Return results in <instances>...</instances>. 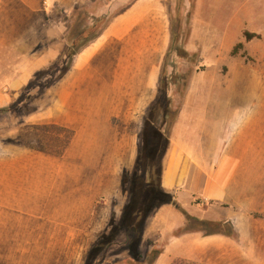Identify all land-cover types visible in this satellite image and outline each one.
<instances>
[{"label": "rangeland", "instance_id": "1", "mask_svg": "<svg viewBox=\"0 0 264 264\" xmlns=\"http://www.w3.org/2000/svg\"><path fill=\"white\" fill-rule=\"evenodd\" d=\"M133 1L91 0L72 9L60 0L46 4L43 17L45 24L52 15L65 20L66 37L81 33L83 42ZM154 2L171 16L181 50L166 54L158 96L144 115H85L91 101L83 90L59 107L60 90L77 88L58 77L62 62L40 70L1 108L0 264H155L163 245L148 227L159 207L150 208L152 192L144 182L160 184L164 143L192 76L191 90L201 94L193 102L210 106L206 119L218 126L214 141L220 136L229 154L252 158L251 236L226 264H264V0ZM39 28V20L29 19V44ZM187 41L194 50L183 54ZM163 89L168 101L161 108ZM158 115L162 142L151 127ZM67 138L60 155L23 145Z\"/></svg>", "mask_w": 264, "mask_h": 264}, {"label": "crops", "instance_id": "2", "mask_svg": "<svg viewBox=\"0 0 264 264\" xmlns=\"http://www.w3.org/2000/svg\"><path fill=\"white\" fill-rule=\"evenodd\" d=\"M58 1L0 0V108L18 98L35 73L63 61L66 21L52 15L45 24L43 17L44 6ZM154 1L134 0L75 54L63 78L77 88L60 90L55 97L59 107L65 100L79 99L81 95L73 93L83 90L84 99L91 101L85 115L145 114L157 98L171 38V16ZM86 3L91 0H68L67 4L73 9ZM33 18L39 20L40 28L38 40L29 44L28 21ZM189 45L184 43L185 50H194ZM195 78L191 77L183 93L162 159L160 185L172 202L157 209L148 227V233L163 245L155 264L167 260L169 264L174 260L226 264L243 253L246 237L251 236L252 158L229 154L220 136L214 141L218 126L213 118L206 119L210 106L200 108L193 102L201 95L191 90ZM206 96L210 99L211 94ZM181 209L201 220L227 223L233 234L176 233L185 224Z\"/></svg>", "mask_w": 264, "mask_h": 264}, {"label": "trees", "instance_id": "3", "mask_svg": "<svg viewBox=\"0 0 264 264\" xmlns=\"http://www.w3.org/2000/svg\"><path fill=\"white\" fill-rule=\"evenodd\" d=\"M170 30H171V38H170V43H169V47H168L167 53L169 51H171V50H174V51L181 50L179 48V44L180 43L177 44L175 42L177 38L175 37V32L173 31L172 27H171ZM80 34L81 33H79L77 35H74V36H70V37L67 36L66 37L67 44H66L65 49L63 51V61H62V65L58 69V77L63 76L67 72V70L71 66V63H72V60H73V57L75 56V54L77 52H79V50L83 46H85L87 43H89L91 40H93L99 34V32L95 36L89 37L88 39L84 40L83 42H79V39H80V36H81ZM244 36H245V39L248 40V38L251 35L248 34V33H245ZM177 41H178V39H177ZM238 46H241V43H239ZM235 50L236 49H233L231 51V53L234 54L235 53ZM181 52L183 54H187L188 51L185 50V48H183V50ZM37 73H35V75ZM183 78H185V74L183 75ZM27 86L24 89H26ZM163 92H165L164 89L162 91V99H161L162 102L160 103L161 104L160 105L161 108L163 106H165V105H163V103L165 101H168V98L166 96V93H163ZM0 110H1V108H0ZM160 115H158V117H157L156 120L152 121L151 127H153L152 131H153L154 135L156 137H158L159 140L161 139V142H162L163 135L164 134H163V132L161 130V127H162V124L161 123L163 121V117L160 116ZM173 123H174V121L170 125L169 134L171 132V127H172ZM68 142H69V138H67L66 140L55 139L51 143H39L37 145H33L29 141H25V142H23V145L25 147H27V148H30V149H33V150H37V151H40V152H45L47 154L60 155L63 152V150L65 149V147L67 146ZM164 144L167 146L166 143H164ZM157 148H158L159 153H160L161 152L160 151L161 150V143H160V146L159 147L157 146ZM157 154H158V151H156L151 156H153V158H155V156ZM135 177H136V174L133 175V178H135ZM144 183L146 185H148L147 187L149 189H151V192H152V196H151L152 200H151V203H150V208L151 207H156V206L157 207H160L162 204L172 202L171 196L168 193L164 192V190L162 189V187H161L160 184H159L158 187L152 186V183L150 182V180H149V183H147V182H144ZM181 211H182V213L185 216V224H184V226L182 228H180L179 230H177L176 233H180V232L188 231V230H199V231H203V232H205L207 234L217 233V232H222V233L229 234V235L233 234L232 228L227 223H224L223 224L221 222H213V221L201 220V219L195 218V217L187 214L183 209H181ZM210 226L213 227L214 229L213 230H207V228L210 227ZM176 262H182V260H180V261L179 260H174L173 261V264H175Z\"/></svg>", "mask_w": 264, "mask_h": 264}]
</instances>
